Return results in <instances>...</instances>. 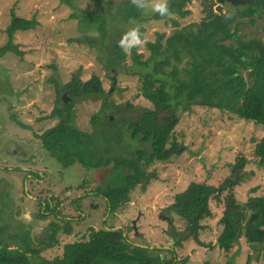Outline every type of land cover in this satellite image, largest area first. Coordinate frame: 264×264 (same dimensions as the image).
<instances>
[{
    "label": "rangeland",
    "instance_id": "1",
    "mask_svg": "<svg viewBox=\"0 0 264 264\" xmlns=\"http://www.w3.org/2000/svg\"><path fill=\"white\" fill-rule=\"evenodd\" d=\"M121 1L124 0H70L69 4L62 0H0V46L8 41L4 29L13 15L37 22L35 28L13 34L12 43L22 51L21 55L8 51L0 56V227L5 225L6 232L25 237L46 259L60 255L65 243L87 239L92 228L123 227V235L135 243L173 249L160 252L162 258H173L170 264H261L255 257L257 250L250 248L243 235L227 251L215 245L221 230L218 219L224 207L223 195L219 200H210L213 215L202 220L204 228L198 239L212 244L209 246L199 245L193 238L176 245L177 233L186 234L185 221L173 212L162 214L175 193L190 181L219 185L240 156L248 162L243 180L234 187L237 200L243 203L249 196L264 194V167H258L253 156L255 143L264 136V128L259 124L216 108L191 105L184 111L177 109L180 120L173 136L186 149L170 160H142L150 176L146 182L138 183L128 200L115 209H110L106 197L96 193V187L104 186L112 178L114 162L92 168L81 162L63 166L41 146L38 136L58 120L49 117L57 97L55 83L60 89L73 76L86 81L96 75L102 81L104 94L77 100L72 105L73 125L97 137L103 135L107 142H115L111 138L117 139L119 133L120 141L113 143V149L101 148L94 156H129V152L145 147L131 140L127 129L129 121L151 106L140 94L137 68L121 67L122 71L114 75L95 44L76 41L85 37L98 39L100 32L92 27L83 29L79 18L71 14L104 15L107 33L111 31L114 38L118 35L124 40L125 61L130 65L128 56L133 44L144 60L149 56L144 41H154L156 33L169 34L174 28L171 18L180 26L198 22L205 17L206 8L201 1L191 0L186 6L190 13L183 18L169 14L165 19H152L154 10L167 0H132L141 3L142 10L130 22H123L116 18V7ZM232 8L223 3L224 13L232 12ZM133 26L145 30L144 39L135 36ZM241 31L246 37L264 40V17L254 23L244 21ZM116 39L113 41L117 42ZM63 98L67 101L65 95ZM50 197L51 203H56V211L37 217ZM51 221L68 224L72 231L60 232L53 246L46 247ZM22 243L12 238L9 244L20 247Z\"/></svg>",
    "mask_w": 264,
    "mask_h": 264
},
{
    "label": "trees",
    "instance_id": "2",
    "mask_svg": "<svg viewBox=\"0 0 264 264\" xmlns=\"http://www.w3.org/2000/svg\"><path fill=\"white\" fill-rule=\"evenodd\" d=\"M62 1L71 4L70 0ZM190 1L167 0L162 3L167 11L162 14L158 7L151 18L165 19L169 14L183 18L190 13L186 8ZM142 7L136 1H121L116 7V18L130 22L140 14ZM71 17H78L83 29L92 27L100 32L98 39L85 37L76 38V41L87 40L90 44H95L104 54L106 67L114 75L118 70L122 71L121 67H125V70L137 68L135 72L141 81L140 94L151 104L127 124L129 138L139 141L145 147L129 152V156L116 154L111 158H96L94 153H100L101 148L113 149V143L120 141V134L118 133L117 139L111 138L115 141L111 143L104 141L103 135L97 137L77 129L73 125L72 105L84 97L102 96V81L98 76L92 75L86 81L73 76L60 89L58 83H55L57 97L49 117L58 120L38 136L41 146L63 166L81 162L86 168H92L104 167L111 161L114 162L112 178L104 186L96 187V193L107 198L110 209H115L128 200L131 190L138 183L146 182L150 176L143 168L142 160L146 163L166 161L186 149L173 136V130L180 120L177 109L184 111L191 105L216 108L264 128V40L257 36L246 37L241 31L244 21L254 23L255 19L264 17V0H252L248 4L232 8V12L227 11L224 15L217 14L211 8L206 10L205 17L200 21L181 26L176 19L171 18L174 28L169 34L156 33L154 41H144L149 49L147 58L142 60L143 55L136 52L137 45L131 46L128 56L130 65L125 61L127 54L123 49L124 40L116 35L117 42L113 41L115 38L111 31L107 33L104 15L82 12L80 15L71 14ZM36 25L34 18L25 19L13 15L4 29L8 41L0 46V56L8 51L21 55L22 51L12 43L13 34L33 29ZM131 30L138 39L145 38L142 27L133 26ZM115 79L114 76L113 84ZM60 93L66 96L67 101ZM92 121L97 124L95 117ZM18 124L22 125L21 122ZM253 156L255 164L264 167V136L255 143ZM247 162L245 156H240L231 165L229 175L217 186L192 180L183 190L175 193L172 203L163 209L162 214L173 212L185 221L183 230L186 234L177 233L176 245L188 238H193L202 246L212 245L200 241L198 236L204 228L202 220L213 215L210 200H219L223 195L224 207L218 219L221 230L215 245L227 251L243 235L250 248L257 250L256 259L264 264V194L249 196L241 203L234 192V187L243 180V169ZM52 198L47 199L45 210H55L56 205L51 208ZM37 217H45V213L39 211ZM166 220L171 227L170 219ZM112 228H92L87 239L65 243L60 255L46 259L39 254V250L24 240L25 237L6 232L3 225L0 227V264L172 263L173 258H162L160 252H173V249L136 245L123 235L124 228ZM71 231L68 224L51 222L47 227L48 239L44 245L53 246L58 232L70 234ZM12 238L20 239L22 246L10 247Z\"/></svg>",
    "mask_w": 264,
    "mask_h": 264
},
{
    "label": "water",
    "instance_id": "3",
    "mask_svg": "<svg viewBox=\"0 0 264 264\" xmlns=\"http://www.w3.org/2000/svg\"><path fill=\"white\" fill-rule=\"evenodd\" d=\"M198 1H201L204 4L206 10H209L212 8L214 12H216L219 15H224V12L222 9L223 3H228L233 8H238L239 6L252 2V0H210V1L209 0H198ZM118 228H123V227H118ZM136 245L145 247V245H142V244L136 243Z\"/></svg>",
    "mask_w": 264,
    "mask_h": 264
},
{
    "label": "flooded vegetation",
    "instance_id": "4",
    "mask_svg": "<svg viewBox=\"0 0 264 264\" xmlns=\"http://www.w3.org/2000/svg\"><path fill=\"white\" fill-rule=\"evenodd\" d=\"M0 139H1V137H0ZM55 198H56V197H55ZM45 200H46V199H45ZM42 202H43V201H42ZM42 202H41V205L43 204ZM51 202H52V200H50V204H51V208H53V207L56 205V203H55V205H54V204L51 203ZM44 204H45V202H44ZM41 209H42V210H40V212L45 213V217H46V214H47L46 211H47V212H50V210H45V206H44L43 208H42V206H41ZM53 211H56V210L53 209ZM53 211H52V212H53ZM62 218H64V217H62ZM51 222H55V223H56V221H51ZM57 223H58V222H57ZM59 233H60V232H58V234H59ZM58 234H57V236H58Z\"/></svg>",
    "mask_w": 264,
    "mask_h": 264
},
{
    "label": "clouds",
    "instance_id": "5",
    "mask_svg": "<svg viewBox=\"0 0 264 264\" xmlns=\"http://www.w3.org/2000/svg\"><path fill=\"white\" fill-rule=\"evenodd\" d=\"M158 10H159L162 14L165 13V12L167 11L166 6L163 5V4H161V5L159 6Z\"/></svg>",
    "mask_w": 264,
    "mask_h": 264
},
{
    "label": "crops",
    "instance_id": "6",
    "mask_svg": "<svg viewBox=\"0 0 264 264\" xmlns=\"http://www.w3.org/2000/svg\"><path fill=\"white\" fill-rule=\"evenodd\" d=\"M118 227H113L112 229H117ZM138 244V243H137ZM143 245V244H142ZM164 247H166V246H164ZM160 248V247H159ZM161 248H163V247H161ZM259 261V260H258ZM261 263V262H260ZM262 264V263H261Z\"/></svg>",
    "mask_w": 264,
    "mask_h": 264
}]
</instances>
